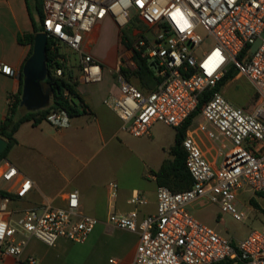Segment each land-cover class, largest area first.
I'll return each instance as SVG.
<instances>
[{
	"label": "built area",
	"instance_id": "obj_1",
	"mask_svg": "<svg viewBox=\"0 0 264 264\" xmlns=\"http://www.w3.org/2000/svg\"><path fill=\"white\" fill-rule=\"evenodd\" d=\"M42 31L80 55V80L97 83L103 68L84 53L87 35L109 19L129 45L116 68L119 93L104 101L134 137H150L156 123L182 127L209 92L200 116L188 126L183 139L190 189L173 192L157 189L155 214L140 219L137 210L111 214L116 227L139 234L133 264H264V229L253 230L234 241L195 219L188 206L201 201L219 209L217 219L229 215L238 222L248 219L251 208L240 198L245 188L251 198L264 199V0H41ZM198 28L207 34L203 38ZM212 45H206V39ZM261 45L253 53L252 46ZM134 56L148 62L156 87L143 91L130 82L123 69H137ZM0 71L12 69L0 64ZM246 77L257 94L252 112L227 100L219 84L231 73ZM61 75V70L57 71ZM14 95L9 96L12 107ZM66 111L51 113L46 122L57 130L71 124ZM0 179L21 177L8 161ZM33 181L22 176L17 192L24 197ZM115 195L118 185H110ZM133 203L145 199L134 195ZM10 198L0 204V257L21 258L31 238L49 247L59 240L84 243L99 219L80 212L79 193L67 196L66 208L47 205L23 213L12 221ZM17 235L22 238L17 239ZM27 264H37L29 256Z\"/></svg>",
	"mask_w": 264,
	"mask_h": 264
},
{
	"label": "crops",
	"instance_id": "obj_2",
	"mask_svg": "<svg viewBox=\"0 0 264 264\" xmlns=\"http://www.w3.org/2000/svg\"><path fill=\"white\" fill-rule=\"evenodd\" d=\"M30 12L27 0H0V64L12 69V74L0 71V125L9 111V96L17 95L21 88L20 74L30 55L31 46L19 41L34 31ZM102 35L105 50L98 47ZM126 48L112 21L107 19L100 23L85 37L83 50L102 66L103 79L84 83L79 76L77 85L88 113L72 117L70 126L61 130L46 121L23 123L15 134L17 143L0 161V170L8 161L21 176L12 181L0 179V190L11 195L8 197L12 221L27 211L47 205L66 208L68 194L78 191L80 212L99 219V224L84 243L61 239L54 247H49L31 238L21 258L0 257V264H27L29 256L36 258L37 264L134 263L139 234L114 226L109 217L133 210L138 211L140 219L156 213L159 186L153 171L165 160L173 159L169 150L175 144L178 128L172 131L170 138L161 139L165 156L152 165L125 142L124 138L130 134L122 130L120 118L104 101L110 94L119 93L115 70L121 57L127 54ZM79 61L81 67L80 58ZM137 71L138 68L128 72ZM128 80L140 88L135 76ZM155 87L154 80L153 86L140 89L151 91ZM22 176L31 179L33 187L24 197H19ZM112 183L118 185L115 195H112ZM134 195L145 199V203H133ZM3 197L0 194V204ZM20 238L22 236L17 235V239Z\"/></svg>",
	"mask_w": 264,
	"mask_h": 264
},
{
	"label": "trees",
	"instance_id": "obj_3",
	"mask_svg": "<svg viewBox=\"0 0 264 264\" xmlns=\"http://www.w3.org/2000/svg\"><path fill=\"white\" fill-rule=\"evenodd\" d=\"M27 3L31 10L30 13L34 25V31L33 33H29L21 37L19 41L22 44H28L31 46V55L33 51L34 37L43 30L42 23L44 14L43 3L41 0H27ZM35 12L38 17V21L35 18ZM125 37L126 36L121 38L122 44L125 47H128L129 45L125 42ZM59 44L60 42L54 38H49L48 40V77L46 81H48L55 90L49 107L36 112L22 113L20 111V103L22 97L23 81H21V88L18 94L14 95L15 101L12 107L9 108L5 120L0 125V137L4 138L8 142V146L1 155L0 161L7 157L9 151L17 143L15 134L23 123L32 121L34 124H39L43 121H46L51 113L61 110L66 111L71 117L88 113L87 106L83 103L80 95L77 92L79 76L74 75L73 72L68 69V59L65 54L60 52L58 47ZM134 61L137 65L138 71L134 74H130L128 71H126V69H123V72L127 75V78L135 76L141 89H147V87L150 85L153 86L155 78L151 65L138 56H134ZM81 69L82 68L80 67V72ZM58 70H61V75L57 74ZM235 76H237V72L231 71V73L227 75L219 84V88H222ZM208 99L209 92L204 93L195 113L182 127L177 129L175 144L170 149V155L173 159L165 160L157 171H153V175L156 178L158 186L167 187L173 192H182L191 188L193 180L186 167V152L183 147V139L188 126L192 123V120L195 117L200 115ZM0 194L2 196L11 197V195L1 190ZM251 202L254 204L253 199ZM262 211L264 213V208Z\"/></svg>",
	"mask_w": 264,
	"mask_h": 264
},
{
	"label": "rangeland",
	"instance_id": "obj_4",
	"mask_svg": "<svg viewBox=\"0 0 264 264\" xmlns=\"http://www.w3.org/2000/svg\"><path fill=\"white\" fill-rule=\"evenodd\" d=\"M36 20L38 17L36 12L34 13ZM198 33L206 38L207 34L203 29L198 28ZM109 41V40H107ZM206 45L210 47L212 45V39H206ZM105 40L103 35L100 37L98 47H102L105 50ZM59 50L65 54L68 59V69L73 72L74 75L80 76V55L75 51H72L64 44H59ZM224 97L229 100L233 105L238 108H243L248 112H252L257 101L256 90L249 82V80L242 76L237 75L228 81L222 90ZM201 116L195 117V123H198ZM173 130L176 128L166 125L164 123H157L152 128L151 137H134L126 136L125 142L132 146L134 152L148 164H155L161 158L165 156L164 145H161V139L170 138L173 134ZM170 155V150H169ZM254 196L250 188H245L240 201L243 204L248 205L251 208L248 219L244 222H238L229 215H223L222 220L219 221L217 216L219 209L206 201H201L194 205L188 206V210L191 215L198 221L215 229L219 234L232 239L234 241H240L244 239L253 230L262 231L264 229V199L254 198V204L251 202V198ZM257 205V206H256Z\"/></svg>",
	"mask_w": 264,
	"mask_h": 264
},
{
	"label": "water",
	"instance_id": "obj_5",
	"mask_svg": "<svg viewBox=\"0 0 264 264\" xmlns=\"http://www.w3.org/2000/svg\"><path fill=\"white\" fill-rule=\"evenodd\" d=\"M48 36L45 33H38L34 37L33 51L25 61L20 74L23 81L20 111L36 112L49 107L51 98L54 95L53 86L46 81L48 77L47 69V45ZM261 45L258 39L252 46L254 53ZM154 67V64H151ZM8 146V142L0 137V157Z\"/></svg>",
	"mask_w": 264,
	"mask_h": 264
}]
</instances>
